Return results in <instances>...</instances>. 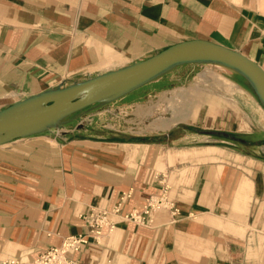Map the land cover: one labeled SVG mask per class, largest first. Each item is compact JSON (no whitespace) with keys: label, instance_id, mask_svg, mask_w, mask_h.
<instances>
[{"label":"crops","instance_id":"0c3cea01","mask_svg":"<svg viewBox=\"0 0 264 264\" xmlns=\"http://www.w3.org/2000/svg\"><path fill=\"white\" fill-rule=\"evenodd\" d=\"M191 39L264 67V0H0V110ZM210 65L179 66L63 129L1 144L0 260L32 261L84 234L89 242L76 258L86 264H264V106L228 68L236 86L201 83L194 93L188 76H206ZM162 84L198 112L187 107L179 112L186 120L169 128H157L169 119L161 116L130 130L152 115L158 100L138 103ZM211 89L247 117L228 126L226 110L206 99ZM208 130L241 136L230 142ZM151 197L178 211L159 208L145 223L125 218L144 214ZM115 206V228L97 242L86 216Z\"/></svg>","mask_w":264,"mask_h":264},{"label":"water","instance_id":"95a60500","mask_svg":"<svg viewBox=\"0 0 264 264\" xmlns=\"http://www.w3.org/2000/svg\"><path fill=\"white\" fill-rule=\"evenodd\" d=\"M187 64H211L241 75L264 106V67L239 50L207 39H191L129 65L82 80L62 82L0 110V145L16 138L63 129L95 108L119 100ZM82 126V124H81ZM208 134L237 139L232 133Z\"/></svg>","mask_w":264,"mask_h":264},{"label":"rangeland","instance_id":"374dc122","mask_svg":"<svg viewBox=\"0 0 264 264\" xmlns=\"http://www.w3.org/2000/svg\"><path fill=\"white\" fill-rule=\"evenodd\" d=\"M211 72L205 76L204 72H201V74L197 75L196 79L192 80V75L188 76L189 78H187L189 81V85L192 86V84L197 80L200 79L201 77H203V80H200L198 82V85L196 87V90H198V86L201 85V83H208L211 85L217 84L218 86L222 85V84H226L225 86L228 87V85L230 86H236L231 80H229L227 77H225L224 74H228V69H226L223 66H219V65H210L208 67ZM230 73V72H229ZM190 75V74H189ZM235 77L238 78L240 80V84L242 86H244L245 88H247L248 90H251L252 88L250 87V85L246 82V80L239 74H235ZM209 79H211L210 82H207ZM168 84L165 85H170L169 82H167ZM154 85V84H153ZM158 86V88H154L150 94L144 95L141 99V103L139 104V108H147L146 106V101L148 99L151 100H158L159 102L157 103L158 106L154 109H147L149 111V113H151L152 115L147 116L145 119H143V124L141 125H136L135 127H130L129 129L132 131H136L139 132L142 130L141 127H144L146 125L147 126H152L156 125L157 122H159L158 117L161 116H165L166 118H170L173 116V110H172V104H175L177 106V108L179 109V112L181 111L182 113L185 112L186 110H188L187 107H189V110H193L192 112L194 113V115L198 112L199 106L200 105H192V106H188L187 104H185V102L188 100V98L184 97L182 92L180 91V89H176L174 87L171 88V86H164V84ZM211 88V87H210ZM184 89V88H182ZM253 90V89H252ZM198 91H196L197 93ZM193 93V92H192ZM195 93V92H194ZM255 94V93H254ZM209 98L207 97L206 99L208 100H212V101H216L217 103L220 104V108L226 110L225 113H221V118L224 119V117H226V124H228V126H235V122L236 119L238 120V118H242L243 117H247L246 113L244 112H240L242 111L241 108L239 107V105L235 102V100L231 99V98H226L223 95H219V94H215L212 89L208 94ZM190 100V99H189ZM172 103V104H171ZM191 107V108H190ZM145 110V114L146 112H148ZM131 117H134V115H132ZM156 123V124H155ZM211 121L207 122V124H210ZM145 124V125H144ZM198 126L197 128H201L204 124L203 122H199L196 123ZM122 128V127H121ZM141 128V129H140ZM228 133H232V134H236L235 132H230L227 131ZM237 135L240 137L241 135L239 133H237ZM222 137V136H221ZM226 140L231 142V139L228 137H223ZM240 144V143H238Z\"/></svg>","mask_w":264,"mask_h":264},{"label":"built area","instance_id":"2783aa9c","mask_svg":"<svg viewBox=\"0 0 264 264\" xmlns=\"http://www.w3.org/2000/svg\"><path fill=\"white\" fill-rule=\"evenodd\" d=\"M162 207H171L174 212L178 211L175 204L166 199V197H151L144 206L142 215L132 212L125 216L140 223H145L146 216H151L155 210ZM120 206H115L112 210H93L87 214L86 219L90 226V235L94 236L97 242L106 231L111 232L115 228L111 214L118 212ZM89 235L72 234L63 239L62 244L53 245L42 250L32 261H23L18 258H7L0 260V264H86L76 258V254L89 242ZM103 264H113L111 259Z\"/></svg>","mask_w":264,"mask_h":264},{"label":"bare ground","instance_id":"6f19581e","mask_svg":"<svg viewBox=\"0 0 264 264\" xmlns=\"http://www.w3.org/2000/svg\"><path fill=\"white\" fill-rule=\"evenodd\" d=\"M200 80H203V77H201L200 79H197L193 84H192V88L196 89L198 82ZM195 91V90H194ZM198 91V90H196ZM201 92V91H200ZM196 93V92H195ZM203 93V92H202ZM195 95V94H194ZM172 104V103H171ZM172 110H173V116L171 118H169L168 120H165L163 123H160L157 128L162 127V128H169L170 126H172L173 124L177 123L180 120H186V116L180 115L179 114V109L177 108V106L175 104H172Z\"/></svg>","mask_w":264,"mask_h":264},{"label":"trees","instance_id":"16d2710c","mask_svg":"<svg viewBox=\"0 0 264 264\" xmlns=\"http://www.w3.org/2000/svg\"><path fill=\"white\" fill-rule=\"evenodd\" d=\"M251 87V86H250ZM218 135V134H217ZM235 136H237V134H234Z\"/></svg>","mask_w":264,"mask_h":264}]
</instances>
